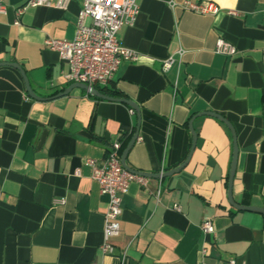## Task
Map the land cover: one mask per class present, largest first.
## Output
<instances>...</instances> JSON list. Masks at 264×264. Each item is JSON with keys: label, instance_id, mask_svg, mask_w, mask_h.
Instances as JSON below:
<instances>
[{"label": "crops", "instance_id": "0c3cea01", "mask_svg": "<svg viewBox=\"0 0 264 264\" xmlns=\"http://www.w3.org/2000/svg\"><path fill=\"white\" fill-rule=\"evenodd\" d=\"M27 1L0 0V63L20 65L34 94L50 98L70 84L63 79L67 65L43 41L73 39L81 1L16 15ZM182 1L136 0L135 21L117 33L137 57L121 63L107 86L120 95L112 99L138 106V126L125 104L79 89L31 99L19 72L0 67V264H264V215L235 210L226 198L231 134L216 118L197 116L212 112L231 124L232 199L264 208V0H212L219 8L214 15L184 10ZM219 38L236 54H214ZM168 57L176 61L162 71ZM192 118L196 142L188 163L171 176L148 178L145 188L129 184L115 253H100L108 198L86 160L98 164L124 132L138 129L127 166L168 172L188 156ZM204 219L212 235L201 233Z\"/></svg>", "mask_w": 264, "mask_h": 264}, {"label": "built area", "instance_id": "2783aa9c", "mask_svg": "<svg viewBox=\"0 0 264 264\" xmlns=\"http://www.w3.org/2000/svg\"><path fill=\"white\" fill-rule=\"evenodd\" d=\"M81 7L76 17L75 35L70 41H60L46 38L43 41L44 48L58 54L60 60L67 65V72L63 79L68 84H85L87 86H106L114 73L123 62L136 60V53L119 43L117 33L124 25H132L138 14L136 0H80ZM69 0H28L23 8L16 10L19 15L24 8L46 7L66 10ZM173 5V4H171ZM180 7L184 10L199 15H214L219 11L218 6L212 0L192 2L184 0ZM2 11V8H0ZM230 15H236L235 11H228ZM182 51H178L180 57ZM213 53L231 57L236 54V48L222 38L216 40ZM176 60L168 57L161 64L162 71L168 70ZM130 112L133 111L130 109ZM120 145L113 142L104 158L97 164L95 160L87 159L86 164L92 170V179L99 185L102 195L107 196L106 210L103 214L102 242L98 246L100 253L113 255L115 247L112 240L119 234V218L121 215V198L126 193L130 183L135 182L146 187L148 178L134 172L125 170L120 163ZM160 170L159 174H162ZM161 193L160 186L154 192L153 197L157 201ZM56 203H63L62 200ZM173 208L179 211L178 206ZM200 230L204 236L214 233L211 220L204 219L200 223ZM207 247L200 250L201 257L207 255ZM126 251L120 255V261L124 262ZM93 264V263H92ZM195 264H209L203 260ZM215 264H245L243 261L228 259Z\"/></svg>", "mask_w": 264, "mask_h": 264}, {"label": "water", "instance_id": "95a60500", "mask_svg": "<svg viewBox=\"0 0 264 264\" xmlns=\"http://www.w3.org/2000/svg\"><path fill=\"white\" fill-rule=\"evenodd\" d=\"M1 66H8V67H11V68H13L19 72V74L22 78L23 84H24L25 92L28 95V97H30L31 99L38 100V101H45V100H49V99H53V98H59V97L66 96L70 93L71 90L79 89L91 97H96V98H99L102 100L116 101V102L125 104L136 114L137 126L139 124V118H140L139 109H138V106L134 102L124 100V99H112V98L106 97V96L100 94L98 92V90H96L94 87L87 86L85 84H78V83L70 84L62 92H59L50 98H41V97H38L34 94L33 90L31 89V87L29 85L28 79H27L24 71L20 67V65H18L16 63H0V67ZM197 116H210V117L216 118L217 120H219L221 123H223L226 126V128L229 130V132L231 134L233 151H232L231 164H230L229 172H228V176H227L226 198H227L228 204L232 208H234L235 210H238V211H246V212L258 213V214L264 215V208L253 207V206H241V205L235 203L232 199L231 189H232V182H233V177H234L235 168H236L237 147H236V142H235L234 130H233L231 124L226 119H224L222 116H219V115L212 113V112H203V113L198 114ZM193 119L194 118H192L188 123V129L190 131L191 139H192L191 147H190V150H189V153H188L186 160L180 166H178L177 168L170 170L168 172H163L162 174H156V175L138 172V171H135V170H132L131 168H129L125 162V158H126V155L129 151V149L135 143V141L138 137V129H136L133 136H132L131 141L129 142V144L126 146V148L123 150V152L121 154L120 163H121L122 167L127 171L137 173V174L142 175L146 178H155V179H163L165 177L171 176V175L177 173L178 171H180L182 168H184V166L190 160V157H191L192 152H193L194 147H195L196 135L192 129Z\"/></svg>", "mask_w": 264, "mask_h": 264}, {"label": "trees", "instance_id": "16d2710c", "mask_svg": "<svg viewBox=\"0 0 264 264\" xmlns=\"http://www.w3.org/2000/svg\"><path fill=\"white\" fill-rule=\"evenodd\" d=\"M94 88L96 90H98V92L106 97L109 98H118L120 95L117 93L116 90L112 89L109 86H103V87H99V86H94ZM88 97L92 98V99H97L96 97H91L89 95H87ZM131 136H132V132H124L122 134V136L117 140V142L120 145V155L122 154L123 150L126 148V146L129 144L130 140H131Z\"/></svg>", "mask_w": 264, "mask_h": 264}]
</instances>
